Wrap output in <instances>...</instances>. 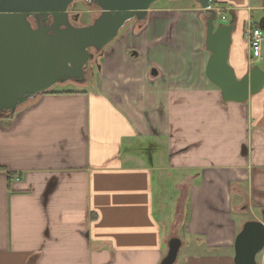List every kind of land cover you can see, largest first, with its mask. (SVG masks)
Wrapping results in <instances>:
<instances>
[{
	"label": "crops",
	"instance_id": "crops-1",
	"mask_svg": "<svg viewBox=\"0 0 264 264\" xmlns=\"http://www.w3.org/2000/svg\"><path fill=\"white\" fill-rule=\"evenodd\" d=\"M249 15L232 35L238 77L256 65ZM209 56L197 1L151 8L106 46L89 88L0 121V264H161L173 236L174 264H235L259 218L238 221L234 205L264 209V87L224 101Z\"/></svg>",
	"mask_w": 264,
	"mask_h": 264
},
{
	"label": "water",
	"instance_id": "water-1",
	"mask_svg": "<svg viewBox=\"0 0 264 264\" xmlns=\"http://www.w3.org/2000/svg\"><path fill=\"white\" fill-rule=\"evenodd\" d=\"M74 1L0 0V118L59 83L78 81L92 59L90 49L106 48L131 20H144L158 0H93L101 13L84 26L69 19ZM196 1L210 14L206 20L207 77L221 89L224 101L245 102L264 87V69L253 65L238 77L229 62L234 21L216 26L213 0ZM48 15L53 19L50 26L34 28L29 20L35 16L45 21ZM258 23L264 32V17ZM168 245L161 264L176 262L182 240L173 236ZM234 247L235 264H259L257 255L264 249V209L262 219L243 224Z\"/></svg>",
	"mask_w": 264,
	"mask_h": 264
},
{
	"label": "rangeland",
	"instance_id": "rangeland-1",
	"mask_svg": "<svg viewBox=\"0 0 264 264\" xmlns=\"http://www.w3.org/2000/svg\"><path fill=\"white\" fill-rule=\"evenodd\" d=\"M171 4H182L183 6H193L196 4V0H173V1L172 0H158L152 5L151 8L160 7L163 5H171ZM220 5H226V2H223ZM69 11L71 14H75V13L79 14V17L77 18V20L72 21L77 26H84V25L91 24L94 21V19L101 13V9L97 5H95V4L90 5V3L86 0L74 1L72 3V5L70 6ZM259 13L260 12H258V11L253 12V14L255 16ZM206 19H207V16L205 17V20ZM224 22L225 21H223L221 16H218L217 19L215 20V23L217 25H219L220 23H224ZM126 25L124 27H126ZM122 29H121V31H122ZM90 50L92 52V59H91L92 61L90 63L96 62V63H99V65H101L100 54H102L105 51V48L102 50H97L95 48H91ZM100 52H102V53H100ZM255 63H256V65L260 66L261 68H264V32H263V40H262V54L260 57H258L256 59ZM90 83L91 82H78L75 80H69L65 83H59V84L55 85L53 88H56V89H60V88L61 89L62 88L76 89V88H83V87L89 88ZM32 101L33 100L22 105L21 107H19V109L24 107L25 105L30 104ZM173 192H174V189H173ZM234 206H235L234 207V215L238 221H240L242 218L243 219L254 218L255 216L258 217L259 219H262V209L259 206L254 207V210H252L251 208L248 207V209H246V211H244V212H241L240 210L236 209V205H234ZM188 209H189V204H188V200H187V189H185L183 191L181 203L179 205V210H180L179 219L181 217V220H182L183 213L186 212ZM263 251H264V249L261 252H259L257 255V261L260 264H264Z\"/></svg>",
	"mask_w": 264,
	"mask_h": 264
},
{
	"label": "flooded vegetation",
	"instance_id": "flooded-vegetation-1",
	"mask_svg": "<svg viewBox=\"0 0 264 264\" xmlns=\"http://www.w3.org/2000/svg\"><path fill=\"white\" fill-rule=\"evenodd\" d=\"M86 1H88L90 3V5L95 4V2L93 0H86ZM215 6H222V7L226 8L225 18H222L223 21H225L223 24H228L231 21H234L235 30L233 31V33L236 32V30L238 29L243 13L248 12L250 14L248 24L245 23V25H243L244 26L243 35H244V31L248 25L255 27V24H257L259 27L258 22L261 18L264 17V0H240L238 2L226 1V5H215ZM69 10H70V8H69ZM254 11H258L260 13L255 16L253 14ZM77 14L78 13L71 14L69 11V19L71 22L74 20H77ZM203 14L205 15V17L207 16V19H208L209 15H210L209 11L203 9ZM217 17H218V15L216 13V19H217ZM43 19H44L43 17H40L39 19H37L35 16H29V20H30V22L34 28H38L39 26H43V25L50 26L53 22L51 15H48L47 17H45V21ZM130 22H136L139 28H143L148 22V15L146 17L144 24H142V25L139 23V21L137 19H133ZM216 26H217V24H216ZM100 53H102V52H100ZM102 55H103V53L100 54V57H102ZM91 61L92 60H90L88 62V64L85 66L83 77L80 78L78 80V82H91L94 79L96 72L101 70V65H99V63H96V62L90 63Z\"/></svg>",
	"mask_w": 264,
	"mask_h": 264
},
{
	"label": "built area",
	"instance_id": "built-area-1",
	"mask_svg": "<svg viewBox=\"0 0 264 264\" xmlns=\"http://www.w3.org/2000/svg\"><path fill=\"white\" fill-rule=\"evenodd\" d=\"M212 9L221 18H225L226 8L222 6H214ZM244 38L250 49V58L254 62L262 54L263 30L260 27H252L248 25L244 31Z\"/></svg>",
	"mask_w": 264,
	"mask_h": 264
},
{
	"label": "trees",
	"instance_id": "trees-1",
	"mask_svg": "<svg viewBox=\"0 0 264 264\" xmlns=\"http://www.w3.org/2000/svg\"><path fill=\"white\" fill-rule=\"evenodd\" d=\"M223 3V2H222ZM221 2H218V1H216V0H213L212 1V5L213 6H215V5H220V4H222ZM145 20H146V18L144 19V20H138L139 21V23L142 25V24H144V22H145ZM255 27H258V25L257 24H255ZM57 92H65V91H59V90H57L56 88H51L50 90H48V91H46L45 93H57ZM31 100H34V99H31ZM30 100V101H31ZM17 112V111H16ZM16 112L15 113H10V114H6V115H4V117H2V118H0V121H10L14 116H15V114H16Z\"/></svg>",
	"mask_w": 264,
	"mask_h": 264
}]
</instances>
